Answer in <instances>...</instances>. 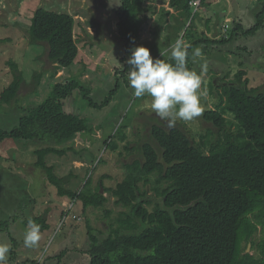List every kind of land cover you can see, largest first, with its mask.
I'll return each mask as SVG.
<instances>
[{"label": "trees", "instance_id": "16d2710c", "mask_svg": "<svg viewBox=\"0 0 264 264\" xmlns=\"http://www.w3.org/2000/svg\"><path fill=\"white\" fill-rule=\"evenodd\" d=\"M193 1L170 0L174 13L163 10L152 32L153 40L147 44L152 55H159L160 49H169L181 38L190 45L191 68L194 48L209 43L229 44L264 31V0L252 28L245 30L242 22H235L228 38L223 36L218 41L200 34L197 28L196 22L203 20L198 11L207 6V0H202L197 10ZM159 2L166 0H121L113 13L115 31L127 58L133 47L141 46L143 33L159 11ZM216 17L215 28L219 31V20L225 17ZM211 22V18L206 21L209 30ZM28 26L29 44L45 50L41 57L44 67L26 81L20 64L8 62L12 81L0 90V112L19 110L21 116L12 130L0 128V143L12 140L42 146L34 152L33 166L42 171L61 199H69L73 206L81 202L84 213L89 208L104 209L109 200L102 190L124 208L115 222L107 224L105 233L98 232L87 220L88 249L84 253L90 257V264H264V87H250V81L243 80L246 72L239 71L236 80L216 94L215 107L203 112L204 123L210 125L204 133L197 137L185 127L151 125L152 144L145 142L137 149L129 143L125 146L128 152L137 150L142 159L124 165L125 178L115 188H106L103 180L94 187L92 176H88L81 189L73 190L68 186L79 176L72 172L59 176L47 158L67 155L74 150L66 147L67 143L78 136L92 140L95 131L86 119L67 111L66 102L78 93L77 99L82 97L90 107L100 108L112 97L99 106L91 97L88 83L71 77L54 84L50 96L39 105L24 107L28 97L39 95L46 75L55 78L61 70L72 68L80 53L75 34L77 21L72 14L49 11L39 5ZM10 43L12 38H0V45ZM129 67L126 64L122 72H115V77L125 79L127 85ZM214 89L211 83L210 94H214ZM73 109L77 111L76 107ZM125 128L121 126L106 138L104 145L116 151V139L126 140ZM149 190L162 201L152 211L148 208L153 204ZM72 211L64 208L57 225L48 220L47 212L26 218L23 223L28 227L32 221L40 226V232L57 227L58 233L66 224L75 230L80 225L66 223L67 218L79 223L82 216ZM105 213L107 217L112 214ZM16 219L0 222V233L8 232L11 238V224ZM12 241L18 243L15 238ZM11 253L16 255L13 250Z\"/></svg>", "mask_w": 264, "mask_h": 264}, {"label": "rangeland", "instance_id": "374dc122", "mask_svg": "<svg viewBox=\"0 0 264 264\" xmlns=\"http://www.w3.org/2000/svg\"><path fill=\"white\" fill-rule=\"evenodd\" d=\"M169 2L170 0H166L165 3H157L159 11L143 33L141 46L149 48L147 44H151L153 40L152 32L163 10L174 13ZM261 2L262 0H207V6H202L198 11V17L203 19L196 22L198 31L218 41L223 36L228 38L235 22H242L244 29L248 30L256 23L255 15ZM39 5L49 11L75 16V34L80 53L72 68L61 70L55 78L46 75L42 79L39 95L28 97L23 105H39L50 96L54 84L71 77L88 83L92 89L91 97L99 106L111 96L112 99L100 108L90 107L82 97L77 99L78 93L74 95V99L66 102V110L86 119L95 133L92 140L89 136H78L65 145L74 148L73 151L65 156L50 155L47 162L56 167L59 176H66L71 172L79 176V180H74L68 186L73 190L81 189L88 176H92L94 187L103 180L106 188H115L125 178L124 165L142 159L137 150L128 152L125 146L129 143L131 148L137 149L145 142L151 143L149 132L153 125L169 129L167 122L160 120L152 112L150 97L134 99L125 79L115 77L117 70L120 73L125 69V61L128 59L124 54L123 42L121 44L116 34L113 15L120 7L121 0H112L111 5L109 0H0V38H12V43L0 45V90L12 81L8 66L10 60L20 64L26 81H30L32 75L36 71L41 72L44 67L41 61L45 54L44 48L31 46L26 35L33 13ZM217 14L225 17L219 20V31L215 28L218 24ZM208 18H211L212 30L206 26ZM164 34L163 31L162 36ZM198 48L202 49L208 64L207 71L202 75V90L206 91V95L201 97L203 112L215 107L216 94L227 83L235 81L239 71L246 72L243 80L248 79L250 87H264V31L256 37H239L229 44L209 43ZM167 58L169 57L166 56L165 59ZM202 62L199 59L195 62L191 60V69L199 73ZM83 68L85 70L81 75ZM211 83L215 85L213 95L210 94ZM75 107L77 111L73 109ZM20 116L19 110L0 112V128L12 130L18 125ZM121 126H126V140L116 139L118 149L112 151L104 145V141ZM175 126L185 127L197 137L210 127L204 123L202 116L191 122L178 121ZM41 147L32 142L25 145L12 140L0 143V222L17 218V222L11 224V238L8 232L0 233V245L9 247L7 264H90V257L84 253L88 249L87 220H90L98 232L105 233L107 224L115 222L124 208L117 206L115 198L105 191L103 193L109 201L104 209L89 208L85 213L81 202L73 206L69 199H61L42 171L33 166L36 162L34 152ZM149 200L153 202L148 206L151 211L155 205L162 203L151 190ZM64 208L72 209V214L82 216L79 223L70 220V217L66 222L80 227L73 230L71 225L66 224L58 233L57 227L55 230L40 232L38 246H24L23 240L28 229L23 223L24 219L47 212L48 220L57 225ZM106 211L112 212L110 217H107ZM13 238L18 243H14ZM12 250L16 255L12 256ZM65 250L68 252L60 257Z\"/></svg>", "mask_w": 264, "mask_h": 264}, {"label": "clouds", "instance_id": "9594fccd", "mask_svg": "<svg viewBox=\"0 0 264 264\" xmlns=\"http://www.w3.org/2000/svg\"><path fill=\"white\" fill-rule=\"evenodd\" d=\"M109 3L111 5L112 0ZM189 47L178 38L169 49H160L159 57H153L145 46L133 47L126 61L130 66L126 79L132 97H150L152 112L167 122L169 128L175 127L178 121L191 122L203 114L201 97L206 95V91L202 90V75L208 64L202 49L194 48L191 59L193 62L197 59L203 61L199 65L201 71L198 73L189 68ZM166 56L169 59H165ZM40 239V226L29 221L24 246L36 247ZM8 253L9 247L0 245V264H7Z\"/></svg>", "mask_w": 264, "mask_h": 264}, {"label": "built area", "instance_id": "2783aa9c", "mask_svg": "<svg viewBox=\"0 0 264 264\" xmlns=\"http://www.w3.org/2000/svg\"><path fill=\"white\" fill-rule=\"evenodd\" d=\"M201 1H202V0H194V1L192 2V5L195 7L196 10L200 7V5H201Z\"/></svg>", "mask_w": 264, "mask_h": 264}, {"label": "water", "instance_id": "95a60500", "mask_svg": "<svg viewBox=\"0 0 264 264\" xmlns=\"http://www.w3.org/2000/svg\"><path fill=\"white\" fill-rule=\"evenodd\" d=\"M102 192H103V190H102ZM250 247H251V246H249V249H250Z\"/></svg>", "mask_w": 264, "mask_h": 264}, {"label": "crops", "instance_id": "0c3cea01", "mask_svg": "<svg viewBox=\"0 0 264 264\" xmlns=\"http://www.w3.org/2000/svg\"><path fill=\"white\" fill-rule=\"evenodd\" d=\"M219 1V0H218ZM226 14V16H227V13H225Z\"/></svg>", "mask_w": 264, "mask_h": 264}]
</instances>
